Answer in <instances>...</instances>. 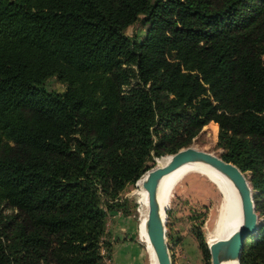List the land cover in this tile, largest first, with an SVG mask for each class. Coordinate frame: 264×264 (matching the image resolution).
I'll return each mask as SVG.
<instances>
[{"label": "trees", "instance_id": "obj_1", "mask_svg": "<svg viewBox=\"0 0 264 264\" xmlns=\"http://www.w3.org/2000/svg\"><path fill=\"white\" fill-rule=\"evenodd\" d=\"M205 125L264 216V0H0V264H103L117 194Z\"/></svg>", "mask_w": 264, "mask_h": 264}, {"label": "rangeland", "instance_id": "obj_2", "mask_svg": "<svg viewBox=\"0 0 264 264\" xmlns=\"http://www.w3.org/2000/svg\"><path fill=\"white\" fill-rule=\"evenodd\" d=\"M144 29L139 23H135L127 27L124 34L139 41ZM134 83L135 81L132 80L131 85ZM45 87L56 93L63 91L62 84L54 78L47 79ZM207 125L180 149L190 147L221 157L222 150L216 145V135L210 134ZM166 158H170V155L165 154L155 158L151 154V160L145 163L147 170L144 173L154 169ZM242 174L251 189L258 228L264 222V216L256 207L262 194L260 189L253 186L251 174L249 172ZM135 183L126 186L117 194L112 203H116L119 207L106 213L104 242L109 244L110 249L108 257L104 255L105 249H101L103 264H154L152 253L147 248L141 233L145 208L142 190ZM216 202L217 192L214 184L201 174H189L174 187L167 202L165 219V241L170 264H210V257L206 258L199 249L198 237L203 240L207 248L210 237L219 232ZM0 211L6 215L13 213L3 203H0Z\"/></svg>", "mask_w": 264, "mask_h": 264}, {"label": "water", "instance_id": "obj_3", "mask_svg": "<svg viewBox=\"0 0 264 264\" xmlns=\"http://www.w3.org/2000/svg\"><path fill=\"white\" fill-rule=\"evenodd\" d=\"M200 162L207 164L224 175L235 187L241 206L242 221L240 227L225 239H220L207 246L210 264L235 260L238 263L245 238L252 236L257 230V215L253 206L251 189L245 176L229 162L220 156L190 147L180 149L170 155V161L163 167L143 173L141 189L146 196V213L144 232L156 264H170L168 249L165 241L164 223L160 217L156 198L157 185L162 176L184 163ZM145 175L143 178L142 176ZM135 183V184H136Z\"/></svg>", "mask_w": 264, "mask_h": 264}, {"label": "bare ground", "instance_id": "obj_4", "mask_svg": "<svg viewBox=\"0 0 264 264\" xmlns=\"http://www.w3.org/2000/svg\"><path fill=\"white\" fill-rule=\"evenodd\" d=\"M194 149V148H193ZM170 161V158H166L159 163L156 167H163ZM201 174L206 177L211 183L214 184L217 192L216 202V219L219 223V232L217 235L211 236L207 246L211 245L217 240L225 239L234 233L241 225L242 214L239 195L233 186V184L220 172L208 166L207 164L200 162L184 163L171 172L162 176L157 185L156 198L159 206L160 217L164 223L165 231V219H166V206L170 194L174 187L183 180L189 174ZM145 175L142 176V178ZM138 187L141 185V180L136 183ZM141 188V187H140ZM142 190V189H141ZM143 203L146 213V196L142 190ZM144 221L141 224V233L146 243L147 248L151 251L145 232L143 233ZM152 253V252H151ZM153 256V254H152ZM154 264L155 259L153 257ZM221 264H238L235 260L222 262Z\"/></svg>", "mask_w": 264, "mask_h": 264}]
</instances>
